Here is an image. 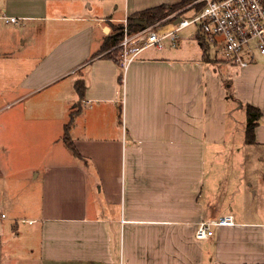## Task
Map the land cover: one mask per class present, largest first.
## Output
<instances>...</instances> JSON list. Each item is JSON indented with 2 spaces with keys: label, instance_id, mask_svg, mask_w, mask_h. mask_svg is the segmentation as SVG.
Segmentation results:
<instances>
[{
  "label": "crops",
  "instance_id": "0c3cea01",
  "mask_svg": "<svg viewBox=\"0 0 264 264\" xmlns=\"http://www.w3.org/2000/svg\"><path fill=\"white\" fill-rule=\"evenodd\" d=\"M108 1L0 0V51L22 61L16 70L28 62L20 55L27 37L43 45L40 60L17 80L25 93L14 102L44 88L58 102L57 116L42 114L45 134L48 120L58 119V147L31 164L40 187L37 216L19 220L41 226L46 256L61 264H264V151L257 160L245 153L234 161L232 177L204 196L208 150H224L242 122L223 95L212 94L209 70L211 90L194 95L203 67L182 85L181 98L171 55L145 51L125 72L120 58H111L115 46L104 50L109 36L132 15L165 4L130 13L128 2ZM3 16L19 24L5 26ZM253 68L264 78L262 62L243 71ZM258 93L237 98L261 111L254 145L246 143V115L244 145L251 150L264 149V89ZM73 114L69 135L79 155L63 140ZM225 216L235 225L215 228L209 240L195 238L197 224Z\"/></svg>",
  "mask_w": 264,
  "mask_h": 264
},
{
  "label": "rangeland",
  "instance_id": "374dc122",
  "mask_svg": "<svg viewBox=\"0 0 264 264\" xmlns=\"http://www.w3.org/2000/svg\"><path fill=\"white\" fill-rule=\"evenodd\" d=\"M112 1L109 0L108 2ZM114 1L120 6L128 2L131 9L130 13H132L134 9L143 10L154 7L160 0ZM162 1H164L162 4L171 6L183 0ZM191 15L192 11H189L183 17L190 18ZM2 22L4 23V21ZM27 24V21L24 22L25 26ZM123 24L121 23L120 26ZM49 25L51 27L56 23L53 22ZM1 30L6 29L1 28ZM193 30V27H189L179 33L178 48L167 47L165 51L162 50L164 52L152 48L148 49L147 53L175 57L172 60L173 63L179 65L177 74L179 98L183 94L182 85L185 86L186 81L192 82L191 74L200 71L202 67L204 68L202 69L203 75L197 72L198 75L201 74L199 76V78L201 77L200 92L194 88V95L200 97L205 90H211V86L208 88L206 85V78L204 77V72L209 70L210 76L216 82V85L212 86L214 90L212 94L219 93L220 96L223 95L226 99V105H229L228 110L233 111V115H235V120L238 119L242 122L240 131L231 129L228 135L231 141L224 150H220L218 153L209 150L207 152L205 166V180L207 181L203 195L210 194L212 196V193L217 191L221 181L229 180L232 177L233 172L230 176V171L235 169L234 161L243 159L245 153L247 155L251 153L252 159L257 160L258 155H260L258 150L264 151L263 148L251 150L249 149L250 146L244 145V123H246L247 112L245 106L237 103V98L244 100L250 95L259 94L258 91L264 89L260 88L264 85V82L263 84H259V82L264 81V78L255 71L261 70L260 68H253L244 72L239 68H231L224 61H221L220 56H217V62H206L203 58V50L198 42L189 38V34ZM27 39L29 42L28 47L25 48L27 52L22 51L20 54L22 58L28 59V62H23V64L28 65L26 68H23L22 64L16 70L22 61L18 62L17 59H13L12 55L0 51V264H61L57 261L56 256H46L47 249L45 248L41 226H31V224L19 220L23 217L37 216V208L40 204L38 188L40 187L38 181L32 179L31 164L33 160L38 162L45 156L50 157L52 153H55L58 146L52 143V139L57 138L59 128L58 119L48 120L50 124H48V133H46L48 137H46L42 127V122L45 120L42 118L44 117L42 114L47 110H52L56 116L58 115V112H56L58 102L55 99L48 98L49 94L52 93L51 89L37 90L20 102H14L18 96L25 93L19 89L17 80L29 72L27 70L30 69L29 66L34 67L42 57L43 45H37L35 37H27ZM53 42H56V39ZM8 43H11L10 40ZM211 50H213L211 53L217 51L215 48ZM259 61L263 63L260 58ZM251 70L255 71V74ZM199 78L195 76L194 80ZM257 84L259 85L257 86ZM197 104L199 110L203 103L198 102ZM60 131L63 133V127ZM44 136L48 138L47 142L40 143L41 138ZM65 150L68 152L66 148ZM221 161L231 164L229 167L221 166L219 163ZM216 163H218V166L215 165ZM227 169L229 172H227ZM2 214H5L6 219L2 218ZM253 216L254 218L257 217V215Z\"/></svg>",
  "mask_w": 264,
  "mask_h": 264
},
{
  "label": "built area",
  "instance_id": "2783aa9c",
  "mask_svg": "<svg viewBox=\"0 0 264 264\" xmlns=\"http://www.w3.org/2000/svg\"><path fill=\"white\" fill-rule=\"evenodd\" d=\"M201 6V9H197ZM192 11L190 18L183 15ZM5 24H19L15 17L3 16ZM180 21L175 24V21ZM189 27V34L200 45L207 42L216 55L231 68L244 70L253 64L264 63V0H195L166 19L138 30L123 24V38L114 48L120 50V61L126 72L129 66L148 49L177 48L179 33ZM213 51V50H212ZM259 61V62H258ZM6 219L5 215H2ZM29 224L34 221L22 220ZM232 216L206 220L197 224L195 238L209 240L215 228L234 226Z\"/></svg>",
  "mask_w": 264,
  "mask_h": 264
},
{
  "label": "trees",
  "instance_id": "16d2710c",
  "mask_svg": "<svg viewBox=\"0 0 264 264\" xmlns=\"http://www.w3.org/2000/svg\"><path fill=\"white\" fill-rule=\"evenodd\" d=\"M193 1L195 0H183L180 3L174 4L171 6L161 5V6H157V7L136 13L132 15L131 17H129L128 19L129 25L130 26L133 25L136 20H145L147 21L148 25L151 26L157 22H160L166 19L168 16L176 13L177 11L185 8L186 6L191 4ZM201 8H202L201 6L197 7L198 10ZM141 28L142 26L140 25H133L131 29L138 30ZM122 38H123V28L121 27L109 36L108 41L106 42L104 46L105 47L104 50H106L109 47L116 46L117 44H119ZM200 47L203 50V58L206 62L209 63L211 61L212 62L218 61L217 55L214 53H211L212 52L211 46L207 42L200 41ZM110 53L112 54V55L110 54L111 58L115 59L116 61H119L120 50L118 48L113 50ZM76 89L78 93L80 94V96L83 97L84 96V84L77 82ZM246 111H247L246 143L248 145H254L256 143V133L255 132L259 124V120L261 118V111L259 108L254 107L252 105H247ZM74 119H75V114L71 116V120L65 128V135L63 137V140H64V143L67 145V147L73 153H75L76 155H79L69 135V131L74 122Z\"/></svg>",
  "mask_w": 264,
  "mask_h": 264
},
{
  "label": "water",
  "instance_id": "95a60500",
  "mask_svg": "<svg viewBox=\"0 0 264 264\" xmlns=\"http://www.w3.org/2000/svg\"><path fill=\"white\" fill-rule=\"evenodd\" d=\"M180 21V19L175 21V24H177ZM133 25H140L142 27H146L148 25L147 21L145 20H136ZM133 25H129V28L131 29Z\"/></svg>",
  "mask_w": 264,
  "mask_h": 264
}]
</instances>
